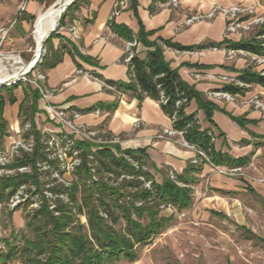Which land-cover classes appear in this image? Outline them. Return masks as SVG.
<instances>
[{"label":"crops","instance_id":"crops-1","mask_svg":"<svg viewBox=\"0 0 264 264\" xmlns=\"http://www.w3.org/2000/svg\"><path fill=\"white\" fill-rule=\"evenodd\" d=\"M170 1L81 0L73 15L63 24L64 30L56 32L47 41L49 56L52 49H61L63 58L52 68L41 65L47 75L48 86L56 90L49 98L39 97L38 111L34 116L37 128L40 131L44 127L59 130L57 123L48 120L46 106H69L82 112L78 120L80 123L100 133L103 141L98 143H117L122 149H143L146 167L157 181L168 176L171 170L180 175L193 165L194 151L158 136L163 127L170 125V117L164 111L160 100L150 96L140 100L131 92H122L107 84L106 81L130 80V64L127 60L129 41L112 29L111 22L129 27L134 34L139 31L141 22L146 31L151 32V40L164 38L183 45L217 43L227 37L226 19L222 15L191 25L185 24L187 16L192 12L206 13L214 5L230 6L241 2L264 4V0H178V7L172 6ZM121 2L125 6L122 7ZM46 4L47 0L28 2L22 18L11 31L13 39H25L31 19ZM115 10L118 13L111 19ZM257 11H260V7ZM73 25L80 31L81 36L78 39L73 38L69 32V27ZM227 38L240 40V37ZM227 45L228 43L221 48L208 46L190 51L166 46L164 55L181 77L194 85L205 97L209 90L223 88L227 84L221 80L222 76H239L244 69L249 68L245 57L237 54L227 57ZM135 51L139 57L145 58L147 47L139 43ZM247 52L249 56L255 54ZM245 84L242 86L245 91L232 93L234 101L213 100L217 107L212 120L206 117L205 111L195 99L189 102L185 111L196 114L202 129L214 132L216 151L235 158L248 157L251 165L259 163L260 166L257 167L263 177L264 108L257 107L254 99L264 102V86L257 83ZM19 86L21 89L23 85ZM27 89L32 90L30 87ZM16 97L17 101L6 104L4 109L6 118L10 109V121L14 127L20 122V103L25 93L18 95L16 91ZM31 103L30 99L26 105ZM96 108L101 110V114L95 113ZM234 117L242 119L243 124L238 123ZM112 139H118V142L110 141ZM198 167L200 171L193 173L197 177L193 184L198 191L206 188V193L210 190L216 198L225 202H239L246 196L251 200H259L264 205V180L254 183L247 177H229L204 162ZM208 179L209 185L205 187L204 182ZM212 210L218 213L227 212Z\"/></svg>","mask_w":264,"mask_h":264},{"label":"trees","instance_id":"trees-1","mask_svg":"<svg viewBox=\"0 0 264 264\" xmlns=\"http://www.w3.org/2000/svg\"><path fill=\"white\" fill-rule=\"evenodd\" d=\"M80 1L75 0L67 10L79 5ZM65 16L64 12L60 22ZM111 27L128 41L137 40L142 43L147 47V53L145 58L139 57L137 52L132 56L129 63V81H106L108 85L115 86L122 92H131L140 100L145 96L160 100L169 116L177 113V128H185L191 122L192 125L187 127V140L205 149L215 164L244 166L249 163L248 157L235 158L216 151L208 134L209 129L201 128V124L196 122L195 113H186V106L195 99L205 111L206 117L212 120L217 105L181 77L179 71L166 60L164 49L167 46L190 51L208 46L221 48L228 43V48L244 49L264 55V38H241L233 41L226 37L217 43L183 45L164 38L151 40V32L146 31L141 22L137 34L129 27L114 22H111ZM258 34H264V25ZM54 35L55 31L50 34L48 41ZM62 58L61 49H52L50 56L46 57L42 64L52 68L61 62ZM238 79L244 83L264 86V74L251 67L244 69ZM19 85L0 88V91L6 90L9 96L7 100L0 92V146L2 139L8 134L4 109L7 101L12 104L17 101L14 90ZM223 89L231 93L245 91L244 87L234 83H227ZM24 93L20 114L25 118V122H30L32 129L27 134L34 133L36 145L33 151H23L21 156L16 157L11 167L30 166L32 172H17L1 178L0 201L22 184L31 181L38 188L41 185V172L38 173L36 164L38 159L46 156L43 145H40L42 133L34 121L41 93L37 89H27ZM163 95L167 102L162 101ZM183 98L187 101L177 106V101ZM30 99L32 103L27 107L26 103ZM234 119L243 124L242 119ZM76 144L81 149L83 160L74 173V179L69 185L59 182L49 187L54 195L53 199L43 196L40 209L27 215V225L33 228L34 235L24 236L22 242L16 243L15 233L12 232L14 239L8 242L7 250L0 252V264L17 259L21 260V264H111L121 260L133 261L138 257L137 248L140 244L149 242L153 236L171 224L172 217L162 214L163 205L171 204L181 210L193 203L191 185L197 181L193 173L200 171L199 164L192 163L184 173L176 174L175 180L164 176L161 181H157L146 167L143 149H122L117 143H95L81 139H76ZM93 147H96V150H93ZM129 157L139 163L138 168ZM147 181H151L150 187L145 185ZM61 193L66 194L68 200L55 196ZM51 201L56 204L54 209H50ZM83 214L87 218V226L80 220L79 216ZM144 218H147V221H144ZM121 221H124L123 225H120ZM246 230L250 235H256L251 230Z\"/></svg>","mask_w":264,"mask_h":264},{"label":"rangeland","instance_id":"rangeland-1","mask_svg":"<svg viewBox=\"0 0 264 264\" xmlns=\"http://www.w3.org/2000/svg\"><path fill=\"white\" fill-rule=\"evenodd\" d=\"M29 1L30 0H0V42L2 40L3 30H7L10 27L9 33L7 34L2 45L3 51H14L16 53H20L25 60L31 59L36 51L37 43L35 39V24L37 18L40 15H46L50 11H52L55 6L45 12L57 0H47V4L44 7H41L37 14L31 19L30 28L25 39L15 40L11 36V31L15 27L16 23L20 21V19L22 18V14L25 11H22L21 7L24 4H26L27 7ZM171 1L169 3L172 6H179L178 0L177 5H173ZM239 4L245 3L241 2ZM120 5L123 7L125 6V3H120ZM247 5H253L254 12L241 13L239 21H242V23L249 25V28H240L238 32L234 33L227 32L228 20L224 17L226 19L225 35L227 37H240V39H250L253 37L264 38V34H258V32L262 29V26L264 25V4L261 2L260 4L258 2H250ZM214 6L211 8V10L214 8ZM259 7L260 11L258 12L257 10ZM75 9L76 6H72L70 9H66L64 11L66 16L63 21L60 22L61 19L58 20L55 34L56 32L64 30L65 25L63 26V24H65L66 19H70ZM211 10L207 11L206 13L192 12L189 16H187V18L195 14L205 15ZM218 15L220 14H216L212 18L204 17L192 23H186L185 21V24L191 25L196 22L211 20L217 17ZM15 20L17 21L15 24H13ZM59 23L60 26L58 25ZM47 41L48 39L43 43V49L45 51L44 60L46 59V57L49 56V43L47 44ZM138 45L139 43L135 47H133V50ZM236 54L237 56L245 57L247 59L248 67H251L253 70L259 71L264 74V55H259L257 57V55L249 56L246 53L244 54L237 52ZM227 57L230 58V55L228 53ZM228 77L238 78V76L235 75H229ZM222 81L229 83L227 80ZM22 85L23 86L21 89L18 88L20 86L17 87L18 89L16 88L17 90L15 89L18 95L24 92L27 87L34 89L29 83H22ZM26 85L27 87H25ZM15 90L14 93L16 95ZM212 90H209L208 94ZM0 92L8 100L9 96L7 94V91L3 89ZM205 97L209 99L208 95H206ZM253 99H251L252 104ZM6 104L10 105L12 103L7 101ZM6 119L8 121V134L5 135L2 139V145L5 146H0V154L5 153L6 157L10 161V159H14L16 155H18L14 152L16 148H13L15 141L23 140L25 142H28L32 137L30 135H33L34 139L35 136L32 132L29 135L27 134L28 131H30L28 129H32V127L29 121L25 122V118L23 116H19L20 122L17 127H14L11 124L10 109L8 112V118ZM84 125L86 127H89L86 124ZM96 133V138L93 139L85 138L84 135H82L83 138H80L76 134L74 135V137L95 143L102 142L103 139L100 136V133L98 131H96ZM110 141L118 142V139H112ZM21 147L22 146H20V148ZM21 153L22 152L19 151V154ZM8 164H10V162H8ZM36 166L39 170L38 173L41 172L39 166L37 164ZM257 166L259 167L260 164L253 163L252 165H249V168L248 165L244 167L243 171H240L236 175L226 176L238 178L247 177L251 179L254 183H256L257 181L263 182L264 176H261V170L259 171ZM7 169H9V167H6V171ZM27 169L29 172H32V167L28 166ZM55 171L56 170L52 166L46 169H42V175H40L39 177L41 181L40 188H38L37 185H33L31 181L25 183L23 185V188L22 186L17 187L13 192L19 193L21 195V199L23 200V202L22 204H20V206L14 208L11 207L10 195L8 197L6 196L3 201H0V252L8 249V242L10 243V241L14 239L12 232L15 233L14 235L16 236V243L22 242L24 236L32 237L34 235L33 228L27 225V215L32 214L34 211L40 209L42 204H40V201L39 203L37 202V206H33L31 204V199L28 197L31 195L30 191L32 188L36 187L37 196L35 198H37L40 197V194H42L41 192H44L46 190L47 195H50V186L52 187L53 185L62 181H67L70 183L74 179V175L72 173H68L67 171H61L59 172L58 177ZM17 172H19V170L15 168L13 169L12 174H16ZM5 173L7 172H1L2 175L0 174V179L3 177H7ZM168 176L170 177V171ZM204 185L205 187L209 185V179L208 181L204 182ZM191 186L193 189L194 196L193 203L188 208L181 210L178 209L176 206L170 204L166 208H163L162 214L172 217L171 224L164 228L160 233L153 236L149 242L140 244L138 246V257L136 260H121L111 264H264L263 203L259 200L248 199L246 196L242 197V200L239 202H225L222 201L220 198H216L210 190H207V194L205 192L206 188H203V190L201 189V191H198L197 187L194 184H192ZM5 192L7 193L8 190ZM30 197H32V195ZM52 197L49 198L53 199ZM49 204L50 209H54L53 206H55L56 204H54L53 201H51ZM212 209L218 211L225 210L227 211L225 212L227 214H216L213 212L214 210ZM79 217L81 222L87 226L88 221L86 216L83 214ZM144 221H147V218H144ZM241 222L244 224H240ZM123 224L124 221H121L120 225ZM246 229L251 230V232L256 235H250V233ZM7 264H21V260L17 259L12 262L9 261Z\"/></svg>","mask_w":264,"mask_h":264},{"label":"built area","instance_id":"built-area-1","mask_svg":"<svg viewBox=\"0 0 264 264\" xmlns=\"http://www.w3.org/2000/svg\"><path fill=\"white\" fill-rule=\"evenodd\" d=\"M150 1H154V0H150ZM123 3L124 2H121V4ZM171 3L173 5H177L178 1L172 0ZM21 8L22 11L25 10L26 4H24ZM253 8H254L253 5H247V4H235L230 6L216 5L209 13L205 15L195 14L192 15L191 17L186 18L185 21L186 23H192L204 17L212 18L216 14H220L228 20L227 32L234 33V32H238L240 28L243 29L249 28V25L242 23V21H239V19L241 13H253L254 12ZM117 13L118 10L114 11L111 16V19ZM255 20H259V19H255ZM16 21L17 20H15L13 24H15ZM9 30L10 27L7 30H3L2 40L0 42V88L12 87L14 85L22 84V83H29L34 89L39 90L43 98H49L50 96L53 95L56 89H52L48 86L47 75L45 71L41 69V65L43 63L44 55H45V51L43 47L41 48V50H39L37 46L34 55L29 60H25L20 53H16L14 51H3L2 45L4 43L7 34L9 33ZM69 31L73 38L75 39L80 38L81 36L80 31L76 25L70 26ZM137 44L138 42L136 40L128 42L127 49L129 51V55L127 56V60L129 63L135 52L133 50V47H135ZM225 50H227V53L230 55V57L235 55L237 52L244 54L248 53L244 49H233L226 47ZM36 54L37 57L34 58ZM252 55H257V54H252ZM258 56L259 55H257V57ZM222 80H227L229 83L232 82L239 86L246 85L244 82H242L240 79L236 77L230 78L228 76H222ZM208 96L209 99L212 100L226 99L228 101H234V95L229 91H225L223 88L210 91ZM162 101L167 102V99L164 97V95L162 96ZM186 101H187L186 98L178 100L177 106H180L183 102ZM254 103L257 107L264 108V102H262L261 100L254 99ZM46 111H47L48 120L57 123L60 126V129L52 130L50 128L44 127L41 130L42 136H41L40 145H43V150L46 156L45 158L38 159L37 161V165L41 170V175H42V169H46L51 166L56 170L55 172L58 177H59V172L61 171L64 172L67 171L68 173H72L74 175L78 166L82 163L83 160L81 149L77 147L76 138L74 137V135L76 134L80 138H83L82 135H84L85 138L93 139L96 138L97 133L96 131L92 130L89 127H86L84 124L78 121L82 116V112L77 109H72L69 106H56V105L48 104L46 106ZM95 113L101 114V110L99 108H96ZM169 117H170V125L163 127L162 131L158 136L160 138L172 141L176 144H179L187 149L194 151L195 156L192 159L193 164L197 165L200 164L201 162L208 163L213 167L214 170L224 175H236L240 171H243L244 167L250 165V163L244 166H221L215 164L214 162H212L210 156L208 155L205 149H202L198 147L196 144L191 143L190 141L187 140L186 138L187 127L191 126L192 123L191 122L188 123L187 127L185 128H177L176 127V122L178 119L177 113L175 112L172 116ZM195 119L196 122L200 124V121L197 116L195 117ZM208 134L211 136V140L214 142L216 137L214 132L212 130H209ZM30 136L32 137L28 142H25L23 140L15 141L13 148H16L14 150V152L18 154L16 155V157L22 154V153L19 154V151L21 152L33 151L34 145H36V141L33 135ZM20 146H22L21 147L22 149L20 148ZM93 150H96V147H93ZM15 158L10 159L9 161L5 153L0 154V174L1 172H7L5 173L7 176H9V174L13 175L12 174L13 169L15 168H17L19 172L28 171L27 169L28 166L11 167V164L13 163ZM90 158H92V156H90ZM129 159L133 161L134 165L137 168L139 167V163L137 161H134L130 157ZM8 162H10V164H8ZM6 167H9L7 171H6ZM123 176L124 175H122V177ZM94 177L96 178V176ZM141 178L144 179L143 177ZM170 178L174 180L176 179V173L174 171H170ZM62 182H64L66 185L70 184L67 181H62ZM178 183L181 185H185L184 183L181 182ZM23 185L24 184L20 186H22L23 188ZM145 185L150 187L151 181H147ZM30 193L32 197H30L31 196L30 195L28 198L31 199V204L33 206H37L39 201L41 202L40 204H42L43 196L54 197V195H52L51 192L50 195H47V190H46L44 192H41L42 194H40V197L35 198L37 196L36 187L32 188ZM55 196H60L63 199L68 200L66 194L61 193ZM22 202L23 200L21 199V195L19 193L13 192L12 194H10V205L12 208L20 206ZM167 206L163 205L162 208H166Z\"/></svg>","mask_w":264,"mask_h":264},{"label":"bare ground","instance_id":"bare-ground-1","mask_svg":"<svg viewBox=\"0 0 264 264\" xmlns=\"http://www.w3.org/2000/svg\"><path fill=\"white\" fill-rule=\"evenodd\" d=\"M71 0H57L53 5H51L45 12L53 8L46 15H40L36 21L35 29V39L37 46H40V43L45 39L46 35L54 27H56L58 20L60 19L61 13H63L64 6L68 5ZM37 48V47H36Z\"/></svg>","mask_w":264,"mask_h":264},{"label":"water","instance_id":"water-1","mask_svg":"<svg viewBox=\"0 0 264 264\" xmlns=\"http://www.w3.org/2000/svg\"><path fill=\"white\" fill-rule=\"evenodd\" d=\"M75 0H71L69 3H68V5H66V6H64V9L66 10L69 6H71L72 5V3L74 2ZM64 10V11H65ZM63 11V12H64ZM62 16H63V13L61 14V16H60V19L62 18ZM58 25H60V23L58 24ZM57 26V25H56ZM56 30V27H54L51 31H49V33L46 35V37H45V39L40 43V46L38 47V49L39 50H41V48L43 47V43H44V41H46L47 39H48V37L50 36V34L52 33V32H54ZM37 57V54L34 56V58H36Z\"/></svg>","mask_w":264,"mask_h":264}]
</instances>
